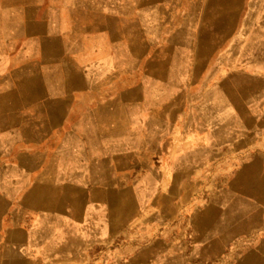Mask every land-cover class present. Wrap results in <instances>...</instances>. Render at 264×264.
<instances>
[{
	"label": "crops",
	"instance_id": "0c3cea01",
	"mask_svg": "<svg viewBox=\"0 0 264 264\" xmlns=\"http://www.w3.org/2000/svg\"><path fill=\"white\" fill-rule=\"evenodd\" d=\"M0 264H264V0H0Z\"/></svg>",
	"mask_w": 264,
	"mask_h": 264
}]
</instances>
